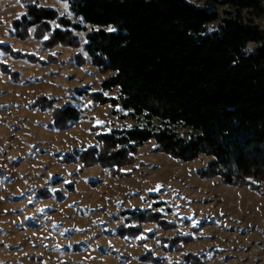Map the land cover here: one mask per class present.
Here are the masks:
<instances>
[{"label":"rangeland","instance_id":"374dc122","mask_svg":"<svg viewBox=\"0 0 264 264\" xmlns=\"http://www.w3.org/2000/svg\"><path fill=\"white\" fill-rule=\"evenodd\" d=\"M38 1L77 22L69 0ZM189 1L215 5L222 16L227 10ZM24 9L21 0H0V264H151L142 260L150 250L161 264H187L183 253L200 264H264V196L204 177L211 158L181 162L152 141L117 176L65 161L96 145L98 134L137 124L121 107L92 99L118 95L102 90L112 73L94 67L82 49L92 27L77 33L79 49L46 48L32 35H13ZM256 22L264 27V18ZM43 97L76 107L82 118L66 131L50 130L51 112L32 108ZM43 190L66 198L37 197ZM128 212L158 213L166 229L145 224L138 237H118ZM157 237L183 248L165 252Z\"/></svg>","mask_w":264,"mask_h":264},{"label":"trees","instance_id":"16d2710c","mask_svg":"<svg viewBox=\"0 0 264 264\" xmlns=\"http://www.w3.org/2000/svg\"><path fill=\"white\" fill-rule=\"evenodd\" d=\"M21 1L25 12L12 24L18 39L32 35L46 48L79 49L77 33L92 27L82 49L94 67L112 73L102 90L118 92L92 99L121 107L137 124L98 134L96 145L65 155L66 162L99 165L117 176L155 141L158 152L181 162L211 158L204 177L264 196V27L256 22L264 18V0H213L227 7L224 16L215 5L189 0H69L77 22L38 0ZM32 108L51 112L48 128L57 132L82 118L76 107H57L46 97ZM37 197L64 201L66 195L43 190ZM126 215L128 226L118 237H138L145 224L167 226L158 213ZM157 240L165 252L183 248L176 240ZM181 258L201 263L190 253ZM142 260L163 262L151 250Z\"/></svg>","mask_w":264,"mask_h":264},{"label":"snow or ice","instance_id":"6c2138e0","mask_svg":"<svg viewBox=\"0 0 264 264\" xmlns=\"http://www.w3.org/2000/svg\"><path fill=\"white\" fill-rule=\"evenodd\" d=\"M108 31H109V32H113V31H115V29L109 27V28H108Z\"/></svg>","mask_w":264,"mask_h":264}]
</instances>
